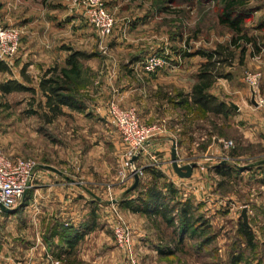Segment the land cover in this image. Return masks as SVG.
<instances>
[{
	"label": "crops",
	"instance_id": "1",
	"mask_svg": "<svg viewBox=\"0 0 264 264\" xmlns=\"http://www.w3.org/2000/svg\"><path fill=\"white\" fill-rule=\"evenodd\" d=\"M1 4H6V0H1ZM260 14L261 11L257 10L254 16L258 17ZM38 19L36 16L23 14V11L18 17L12 16L13 22L25 25L23 26L25 31L19 47L21 51L16 57L19 61L15 65L11 63L8 66L9 74L0 73L5 76L11 74L13 79L8 77L1 83L12 79L26 87L28 83L24 82L20 75L23 69L33 83V79L39 80L45 70L64 65L67 58L63 54L65 50L61 48L62 44L58 45L55 40L56 33L60 31L58 26L60 16H51L50 12L46 18L51 24L49 27L47 22L41 23ZM6 21H9V15L3 11V7H0V22L5 24ZM36 21L39 25H35ZM40 24H44L45 27ZM243 33L251 39V42L241 44L244 48L242 55L241 48L233 51L234 59L231 64L223 67L226 78L217 79L208 90L209 94L224 103L225 109L217 116L206 115L218 128L220 127L219 130L223 126V134L225 131L232 133L234 136L232 140L235 143L237 137L236 148L252 146L256 150L254 155L243 153L237 156L236 160L264 156V104H257L258 101H264V20L260 19L259 24L254 27L245 25ZM50 40L52 50L44 49L43 44L49 43ZM118 42L120 43L121 40L118 39L117 44ZM229 43L230 40L227 43L218 42L222 45ZM215 47L216 45L207 51H212ZM195 52L196 50H193V55L183 60L181 68L169 66L145 74L136 71V67L133 69L129 66L120 70L110 88L102 80L100 59L92 57L91 63L88 64L90 82L87 83L85 90L90 98L86 110L77 113L62 108L64 116L79 114L84 117V121H89L92 116H97L95 114L100 112L106 117L104 109L99 110L97 104H103L111 98L123 107L136 109L141 120L147 124L164 123L166 133L146 143L133 163L144 171V180L143 178L139 180L141 185H146L143 190L155 186L165 197L164 202L162 200L164 206L167 205L170 209L177 207L171 213L174 218L173 226H167L159 215L132 213L119 206L125 191L133 184L131 176L124 181L117 180L115 163L119 162V166L121 163L123 166L129 163L125 164L124 161L127 148L112 131H109V134L106 132L105 136L101 135L105 130L103 121L99 118L101 122H97L98 125L91 123L92 127L91 124L89 126L99 130L98 137L90 135L84 137L88 142L85 151L79 154L78 158L70 154L67 159L69 165L55 168L61 175L41 168L48 165H39L36 183L30 189L31 199L22 212V216L31 213L35 234L30 243L20 236V241L14 247L15 253L20 252L27 259L31 258V264H120L123 253L121 254L115 246L111 236L116 213L132 230L133 249L139 264H167V259L178 258L184 250L183 246L191 240L188 234L179 228L177 210L183 203L189 201L191 215L194 216L195 213L200 212V209L206 211L213 208L210 203L221 204L220 201L218 202L217 193L214 192L215 180L221 178L216 172V167L226 150L222 144L224 137L218 136L215 131L203 137L197 134L201 120L194 112V107L184 105L182 102L186 97L190 100L188 96L195 83V76L201 64L205 62L200 56L194 55ZM194 58L198 61H194ZM173 60L169 61V64H172L171 62L175 64ZM35 71L40 73L38 78L33 74ZM247 72L261 74L254 92L256 105L251 103V92L244 81ZM85 73L87 74V71ZM35 91L39 93L37 88ZM6 95L0 93V96ZM171 140L176 142V158L179 166L196 164L188 179L178 178L172 169ZM151 171L158 173L161 178L153 180ZM166 185H171L176 191L171 198L168 197ZM182 192H186V196L181 194ZM179 193L183 200L177 199L176 195ZM136 197L135 192L126 199L133 200ZM110 198L116 203L110 204ZM151 208L155 209V207ZM161 208L159 206L158 210ZM8 217L11 216L3 213L0 224ZM236 221L238 228L239 223H242L240 215ZM52 227H56L59 231L55 235H59L60 228H64L68 231L64 235H77L79 239L70 246L59 243V238H54L53 245L48 247L44 235ZM249 229L251 231V227ZM180 238H182L181 242H179ZM255 240L258 241L256 235ZM3 253V249H0V255ZM124 259L123 257V263ZM23 264L28 263L26 261Z\"/></svg>",
	"mask_w": 264,
	"mask_h": 264
},
{
	"label": "rangeland",
	"instance_id": "2",
	"mask_svg": "<svg viewBox=\"0 0 264 264\" xmlns=\"http://www.w3.org/2000/svg\"><path fill=\"white\" fill-rule=\"evenodd\" d=\"M102 1L115 20L113 32L108 38H101L96 34L80 16L74 7L73 0H6L4 5L0 0L2 5L0 7H3V11L9 15V21L1 24L18 30L21 34V44L25 31L23 26L25 25L13 22V15L18 17L19 13L23 11L25 15L36 16L41 23L47 22V27L51 26L46 19L50 12L51 16H60L58 23L60 31L56 33L55 40L58 45L62 44L61 48L65 50L63 54L68 57L70 52L67 49H70L71 52L78 51L91 56L87 60L80 61L81 68L84 70L83 75L88 84L90 82L88 77L90 59L92 57L99 58L102 80L109 88L117 79L120 70L132 66L133 69L136 67L135 69L138 71L139 64L147 57L164 55L168 62L172 61L174 57L175 64L171 62L172 64L168 65L181 68L186 55H192L193 50L207 51L218 42L227 43L231 40L232 35L227 28L217 23L218 0H192V3L191 0ZM247 6L261 11L258 17L254 16L255 12H252L251 19L245 24L247 27H254L259 24L260 19L264 20V0H248ZM35 25H39L37 21ZM40 25L45 27L44 24ZM118 39L121 42L117 44ZM49 43L43 44L44 49L52 50V41L50 40ZM20 51L18 48L16 56L11 60L12 65L19 61L16 57ZM194 61H198V59L194 58ZM33 74L37 78L40 76V73L38 74L36 71ZM8 77L13 79L11 74L9 76L0 74V83ZM37 81L33 79V83L26 84V87L36 88ZM42 101L40 93L33 95L21 92L0 96V149L5 155L29 158L38 165L53 166L57 169L64 168L69 165L67 159L70 154L76 155L78 158L79 154L88 147V142L84 137L89 135L98 137L99 130L89 128V126L91 123L98 125L97 122H101L99 118L103 121L102 125L105 130L101 135L105 136L106 132L109 134V131H112L122 141L107 114V105L112 101L111 98L103 104H97L99 110L104 109L106 117L100 112L102 115L97 113L95 114L97 116H92L89 121H84V117L79 114L65 115L58 117L51 124L42 122L38 114L30 117L26 115L28 110L36 109L40 112L37 103ZM199 119L201 121L197 134L201 137L208 133L211 134L213 120L205 119V117ZM223 130L222 126L219 133L217 131L216 133L218 136L224 137V142L234 138L233 134L227 131L223 134ZM237 141L236 137V143ZM236 143L232 140L233 147L227 148L223 156L224 159L221 158V161L217 163L218 166L226 161L225 165L230 169L228 178L221 177L215 180L214 192L217 193L218 202L220 201L221 204L210 203L213 208L206 211L200 209V212L193 216L194 218L201 217L210 225V233H214L215 240L210 245L200 248V251L195 250L197 242L188 241L183 246L185 251L182 249L183 251L177 259H167V264H229V250L230 256L246 257L241 264H256L257 257H260V248L256 251V255H250L245 251L244 245L237 237L236 220L243 207H246L251 232L257 236V243H264V166L239 172L230 167H244L259 161L257 159H264V156L245 160L233 159L231 153L234 151L236 153L238 150L235 146ZM124 161L125 164L130 162L125 158ZM118 163H115L117 164V177L120 166H123L122 163L120 166ZM117 180L120 181L118 178ZM145 186L142 185V189ZM181 194L186 196V192ZM176 197L178 200H183L180 193ZM186 199L188 198L186 197ZM22 203L21 201V205ZM201 204L204 203L201 202ZM25 208L26 206L15 214H9L11 217L0 224V249L4 251L1 255V264H23L26 261L31 264V258L27 259L20 252L15 253L14 251V247L20 241V236L24 238V241L30 243L35 234L32 228L31 213L22 216ZM111 233L112 240L116 244L113 232ZM242 250L245 251H243L244 254ZM120 253L122 254L121 251ZM123 257L120 258V264L125 263V259L123 263Z\"/></svg>",
	"mask_w": 264,
	"mask_h": 264
},
{
	"label": "trees",
	"instance_id": "3",
	"mask_svg": "<svg viewBox=\"0 0 264 264\" xmlns=\"http://www.w3.org/2000/svg\"><path fill=\"white\" fill-rule=\"evenodd\" d=\"M218 1L219 5L217 6L218 10L216 18L217 23L218 25L227 28V30L231 33L232 36L230 43L228 45L218 44L212 51L198 50L194 53V55H198L203 58L205 62L201 64L199 71L195 76V83L188 96L190 100H188L187 97L182 100L184 105L194 107V112L197 113L198 118L205 117V119L208 118L206 116L207 114L217 116L222 114L225 109L224 103L219 102L217 98L209 94L208 90L217 79L226 78L223 73V67L231 64L234 59L233 51L237 48H241L240 53L242 55L244 53V48L241 47V44H248L251 42V39L248 38L243 31L246 22L251 19V13L256 12L257 10L253 7L247 6L248 0ZM67 51H69L70 54L66 58L63 66L52 67L42 73L36 86L43 100L42 102L37 103V108L40 109V112L36 111V109L28 110L26 111L27 116L38 114L42 122L45 124H51L58 117L64 116L62 108H67L77 113H83L86 110L90 98L85 93L88 82L83 75L84 70L81 68L80 61L87 60L91 56L83 52H71L70 49H67ZM192 55L188 54L186 57ZM9 71V67L0 61V73L9 74ZM20 75L24 82L28 84L31 83L29 77L25 75L24 69L21 71ZM20 92H28L33 95L36 94L35 88H27L18 83L16 80L9 79L0 83V93L3 95ZM211 126L213 131H217L219 133L220 127L218 128L214 121ZM237 149L236 153L235 151L231 153V158L234 159L243 153L249 155H254L256 153V150L252 146H240ZM228 168L229 167L225 164L219 165L216 167V172L222 178H228V176H230V169ZM230 168L236 172L241 171L236 166ZM150 174L152 175L153 180L161 178V176L154 171H151ZM141 186V182L139 181L136 188L132 192L124 194L123 200L119 202V206L132 213L159 215L165 221L167 226H173L174 218L171 216V213L172 210L177 207L170 209L167 205L164 206L162 200L164 202L165 197L155 186L148 187L144 190ZM219 186L222 187V185ZM166 191L169 198L176 193L171 185H166ZM135 192L137 193V197L135 199H126L127 196ZM30 199L31 192L28 190L21 207L17 211L26 206ZM159 206L162 207L161 210H158ZM151 207H155V209H152ZM177 214L179 218L180 230H182L185 234H188L187 236L190 240L197 242L195 245L196 251H200V248L210 245L215 240L214 233H210V225L205 220L201 219V217L194 218L191 215V206L189 201H186L180 206L179 210H177ZM60 231L59 235H55L58 234L59 231L56 227H52L48 230L46 235H44V241L48 247L53 245L54 238H59V243H66L70 246L76 243L79 239L77 235H64V233L68 232L67 229L60 228ZM237 234V237L246 249L245 251L249 252L250 255H256V251H258L259 248L261 249H259L261 251L260 257L256 256V264H264V243H257L255 235H253L250 229L244 226L241 222L238 225ZM181 240L182 238L179 239V242H181ZM243 251L244 250H242V253L244 254L245 251ZM230 254L229 250V264H241L246 258L245 256L234 257L230 256Z\"/></svg>",
	"mask_w": 264,
	"mask_h": 264
},
{
	"label": "built area",
	"instance_id": "4",
	"mask_svg": "<svg viewBox=\"0 0 264 264\" xmlns=\"http://www.w3.org/2000/svg\"><path fill=\"white\" fill-rule=\"evenodd\" d=\"M74 7L80 16L101 38L111 36L115 20L107 11L102 0H73ZM21 40V34L12 27H5L0 22V61L7 66L16 56ZM169 62L164 55L147 57L139 64L138 71L149 74L157 70L169 67ZM261 79L260 73H245L244 81L257 89ZM258 105L264 101H258ZM108 117L126 146V160L130 161L126 166H121L118 171V179L124 181L128 176L137 173L139 180L144 176V171L132 163L137 158L144 145L152 140L162 137L166 133L164 123L155 122L147 124L141 120L134 108H124L116 100L107 105ZM264 132V121H263ZM225 149L233 147L232 142L223 143ZM228 159V158H227ZM39 165L32 159L11 157L5 155L0 149V208L8 210L17 208L23 199V195L32 188ZM181 179V178H180ZM110 202L112 199H109ZM3 215L0 209V219ZM113 237L116 246L123 253L125 264H139L133 249V233L128 224L115 213L112 225ZM1 264V255H0Z\"/></svg>",
	"mask_w": 264,
	"mask_h": 264
},
{
	"label": "water",
	"instance_id": "5",
	"mask_svg": "<svg viewBox=\"0 0 264 264\" xmlns=\"http://www.w3.org/2000/svg\"><path fill=\"white\" fill-rule=\"evenodd\" d=\"M249 89H250V92H251V103L253 105H256L254 91H253L251 86H249ZM171 143H172L171 166H172V169H173L175 175L178 178H181V179L190 178L191 174H192V170L196 167V164L195 163H189V164L184 165V166H179L178 165V160L176 158V142L174 140H171ZM135 160L136 159L133 158L132 159V163ZM225 162L226 161H223L220 165L225 164ZM263 165H264V159L259 160V161L255 162V163L249 164V165L244 166V167H238V166H236V167H238V169L241 170V171H245V170H250L253 167H258V166H263ZM41 168L44 169V170L50 171L52 173H55L57 175H61V173L57 169H55V168H53L51 166H41ZM131 177L133 179V184L131 185V187H129V189H127L125 191L124 194H128V193L132 192L136 188V186H137V184L139 182V177L137 176V173H133L131 175ZM26 194H27V192L23 195L22 202L25 199ZM97 200H99V199H97ZM115 203H116V201H111L110 202V204H115ZM20 207H21V204L17 208H15L13 210H8V209H5L3 207H1L0 209H1V212L5 213V214H14ZM240 219L242 220V224L244 226H246L247 228H249V225H248V222H247V209H246V207H243V209H242V211L240 213Z\"/></svg>",
	"mask_w": 264,
	"mask_h": 264
}]
</instances>
